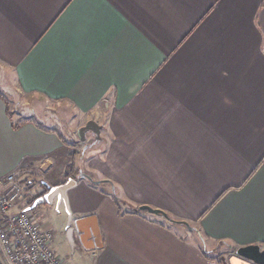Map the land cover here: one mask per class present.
Listing matches in <instances>:
<instances>
[{
	"label": "crops",
	"instance_id": "0c3cea01",
	"mask_svg": "<svg viewBox=\"0 0 264 264\" xmlns=\"http://www.w3.org/2000/svg\"><path fill=\"white\" fill-rule=\"evenodd\" d=\"M2 77L25 102L100 125L88 138L103 168L96 154L88 167L101 180L66 191L68 205L95 202L76 227L86 264H222L264 248V0H0ZM5 104L0 178L71 149L45 117L11 153Z\"/></svg>",
	"mask_w": 264,
	"mask_h": 264
},
{
	"label": "rangeland",
	"instance_id": "374dc122",
	"mask_svg": "<svg viewBox=\"0 0 264 264\" xmlns=\"http://www.w3.org/2000/svg\"><path fill=\"white\" fill-rule=\"evenodd\" d=\"M4 79L5 78L3 77L0 78V95L4 98L6 108L10 111V113L7 112L9 115H7V120L12 130H10L11 133H5L4 135L5 141L7 140V142H9L11 140L9 145L11 153H19L20 150L22 151L24 148L18 143V140L20 139L18 138L19 135L22 134L23 131L28 132L26 128L27 126L24 127L22 125L27 123L39 125V123L42 122L41 119L43 120L45 117L47 126L50 129L66 132L67 144L69 143L68 146L71 148L66 150L62 157H55L52 166L46 169L41 165L42 161H34L29 164L24 163L23 169L20 168L14 172L16 181L24 188V206L29 208L30 206L27 202L30 197L39 193L46 186L51 187L53 182L60 181V179H63L62 182L66 181L68 178L64 180V171L68 166L67 164H70L71 170L76 173L75 176L72 177L74 179L80 180L81 173H86L93 181L101 180L100 175L96 171H92L91 174L88 167L90 155L96 154L98 166L103 168V158H101L100 155L101 152L90 143L91 140L88 138V135H91L90 132H85V145H83L84 142L79 141L75 130L85 122L79 120V116L75 110L72 107H68L67 105H63L58 102L43 101L40 99L36 100V98L27 99V102H25V99H23L20 94L16 92L14 83L8 82V84L10 83V86L8 87L6 84L7 81ZM21 126L24 128L20 131L19 128ZM1 132L3 131L1 130ZM15 143H17V146L14 149ZM78 170H80L79 173ZM81 178H85L84 175L81 176ZM97 185L98 187H94L97 189L99 188V190H103L105 187V183L102 182L97 183ZM25 186L29 187V191L25 189ZM107 188L108 187L106 186V189ZM93 206H95V202L90 203L86 201L82 206L77 208L69 204V208L67 210L64 202L58 205L54 203H43L31 211L34 219L43 228L52 230L54 235L52 244L53 248L55 249L57 255L66 263L86 264L91 262L92 258L89 255L90 252L82 248L76 230H74V240L76 245L74 249H71L65 232V227L67 226L68 219L69 225L74 228L78 218L87 214H95V207ZM225 252L226 246L218 243L217 248L214 249L216 257L220 258V253L225 254ZM236 263L239 262L235 261L233 264Z\"/></svg>",
	"mask_w": 264,
	"mask_h": 264
},
{
	"label": "built area",
	"instance_id": "2783aa9c",
	"mask_svg": "<svg viewBox=\"0 0 264 264\" xmlns=\"http://www.w3.org/2000/svg\"><path fill=\"white\" fill-rule=\"evenodd\" d=\"M24 188L14 173L0 178V264H70L53 248V232L24 206Z\"/></svg>",
	"mask_w": 264,
	"mask_h": 264
},
{
	"label": "water",
	"instance_id": "95a60500",
	"mask_svg": "<svg viewBox=\"0 0 264 264\" xmlns=\"http://www.w3.org/2000/svg\"><path fill=\"white\" fill-rule=\"evenodd\" d=\"M99 130H100V125L96 121H94L92 119H89L83 125H81L80 127L77 128L76 133H77L78 137L81 140H84L85 132L91 131L96 136H98ZM83 175L84 174L81 173V176H83ZM87 178L89 180L91 179L89 176ZM94 182H99V181H94ZM74 183H75V179L70 177L66 181H64V182H62L60 184L51 186L47 190L46 193H44L42 196L37 197L35 199V201L31 205L30 209L34 205L40 204L42 202L51 203L53 198L55 196H57L58 200L62 199V201L65 203L66 208L68 210L66 191L70 187H72L74 185ZM138 209L147 210L150 213L160 214V215L168 218L161 210L155 209V208H151V207H149L147 205H141V206L138 207ZM85 220H86V218L76 220L75 226L77 227L78 231H81L80 230V225H82V223ZM67 224L69 225V219L67 221ZM72 230H73V228L71 226H69L67 231H66L67 239H68V242L71 244V247L75 246L73 238H72ZM85 238H86V235H84V234L80 235V239H81V242L83 244H85ZM95 241L98 242L99 239L96 237ZM88 248L89 247H87V249ZM232 256L233 257H231L228 260V263L223 258L222 259V264H233L235 261L239 262V263H236V264H264V248L260 247V245H258V244H247V245L239 246V247H237L234 250V254Z\"/></svg>",
	"mask_w": 264,
	"mask_h": 264
},
{
	"label": "trees",
	"instance_id": "16d2710c",
	"mask_svg": "<svg viewBox=\"0 0 264 264\" xmlns=\"http://www.w3.org/2000/svg\"><path fill=\"white\" fill-rule=\"evenodd\" d=\"M68 166H67V168L65 169V173H64V180H66L67 178H69V177H74L75 176V171H72L71 170V165L70 164H67ZM21 169H23V168H21ZM80 172V170H78V173ZM50 187L49 186H46L45 188H43L39 193H36L35 195H33L32 197H30V199L28 200V204H29V206H31V204L33 203V201L37 198V197H39V196H42L44 193H46L47 192V190L49 189ZM25 189L27 190V191H29V187L27 186H25Z\"/></svg>",
	"mask_w": 264,
	"mask_h": 264
},
{
	"label": "flooded vegetation",
	"instance_id": "af4514ba",
	"mask_svg": "<svg viewBox=\"0 0 264 264\" xmlns=\"http://www.w3.org/2000/svg\"><path fill=\"white\" fill-rule=\"evenodd\" d=\"M77 130V129H76ZM76 130H75V133H76ZM87 132H89V131H87ZM90 133H92L91 131H90ZM76 136H78L77 135V133H76ZM86 137V136H85ZM79 138V137H78ZM79 141H82V142H84V144L83 145H85V138H84V140H81L80 138H79ZM91 144H93V141H91ZM84 177L85 178H87L88 177V174H86V173H84ZM70 178V177H69ZM90 181H92L91 179H90ZM40 197V196H39ZM63 201H62V199H60V200H58V198H57V196H55L54 198H53V200H52V202L51 203H54V204H60V203H62ZM43 203H47V202H43ZM43 203H40V204H37V205H34L32 208H31V211L35 208V207H37V206H40L41 204H43ZM51 203H49V204H51ZM31 207V206H30ZM70 225H68L67 224V226L65 227V232L67 231V229H68V227H69ZM74 230H77L76 229V226L73 228V231H72V238H73V240H74ZM77 232V231H76ZM78 236V235H77ZM53 238H54V235H53ZM79 239V238H78ZM75 241V240H74ZM80 241V240H79ZM232 255L234 254V251L231 253ZM224 257V260L228 263V260H226L225 258L228 256V255H223ZM222 258V259H223Z\"/></svg>",
	"mask_w": 264,
	"mask_h": 264
}]
</instances>
